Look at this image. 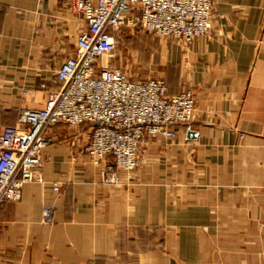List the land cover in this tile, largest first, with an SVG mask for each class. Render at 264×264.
I'll use <instances>...</instances> for the list:
<instances>
[{
    "label": "crops",
    "instance_id": "crops-1",
    "mask_svg": "<svg viewBox=\"0 0 264 264\" xmlns=\"http://www.w3.org/2000/svg\"><path fill=\"white\" fill-rule=\"evenodd\" d=\"M85 26L67 0H0V134L43 109ZM173 46L191 123L118 186L83 153L88 124L51 127L43 183L0 206V264H264V0H215L210 35Z\"/></svg>",
    "mask_w": 264,
    "mask_h": 264
},
{
    "label": "built area",
    "instance_id": "built-area-1",
    "mask_svg": "<svg viewBox=\"0 0 264 264\" xmlns=\"http://www.w3.org/2000/svg\"><path fill=\"white\" fill-rule=\"evenodd\" d=\"M85 23L75 51L54 72L43 109H22L17 125L0 134V206L18 203L25 185L42 178L48 130L57 125L90 126L83 153L103 165L104 184L118 186L119 171L134 172L140 152L156 137L174 140L175 128L191 123L195 97L170 95L160 79L134 81L112 67L114 33L124 29L174 39L184 47L210 35L215 0H67ZM54 185L52 190L58 191ZM49 214L44 215L48 220Z\"/></svg>",
    "mask_w": 264,
    "mask_h": 264
},
{
    "label": "rangeland",
    "instance_id": "rangeland-1",
    "mask_svg": "<svg viewBox=\"0 0 264 264\" xmlns=\"http://www.w3.org/2000/svg\"><path fill=\"white\" fill-rule=\"evenodd\" d=\"M114 37L116 50L110 62L112 67L134 81L160 79L169 84L168 76L174 72L173 44L181 47L180 42L129 29L115 32Z\"/></svg>",
    "mask_w": 264,
    "mask_h": 264
}]
</instances>
